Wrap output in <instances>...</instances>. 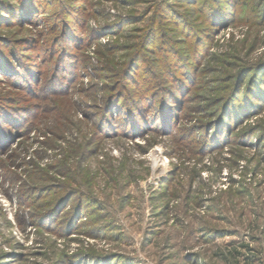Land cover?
<instances>
[{
    "label": "rangeland",
    "instance_id": "rangeland-1",
    "mask_svg": "<svg viewBox=\"0 0 264 264\" xmlns=\"http://www.w3.org/2000/svg\"><path fill=\"white\" fill-rule=\"evenodd\" d=\"M0 264H264V0H0Z\"/></svg>",
    "mask_w": 264,
    "mask_h": 264
}]
</instances>
